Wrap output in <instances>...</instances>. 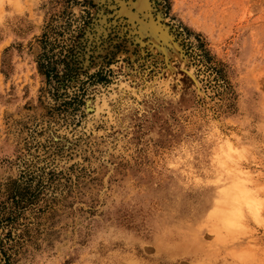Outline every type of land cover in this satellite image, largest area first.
Masks as SVG:
<instances>
[{"label": "rangeland", "instance_id": "rangeland-1", "mask_svg": "<svg viewBox=\"0 0 264 264\" xmlns=\"http://www.w3.org/2000/svg\"><path fill=\"white\" fill-rule=\"evenodd\" d=\"M0 264H264V0H0Z\"/></svg>", "mask_w": 264, "mask_h": 264}, {"label": "bare ground", "instance_id": "bare-ground-1", "mask_svg": "<svg viewBox=\"0 0 264 264\" xmlns=\"http://www.w3.org/2000/svg\"><path fill=\"white\" fill-rule=\"evenodd\" d=\"M145 5L143 4V7ZM159 37V36H158ZM169 37V36H168ZM157 38V37H156ZM170 39V37H169ZM157 44V43H156ZM176 47V46H175ZM187 72V71H186ZM189 74L191 75V72H189ZM193 77V75H192ZM194 78V77H193ZM239 184V183H238ZM236 185L235 187H232L231 189V194L229 196L230 201L227 203L229 205H227L226 207H222L221 209H224L223 211L220 210V214L222 216V218L224 219V221L229 224L230 222H232L235 219V216H237L235 211H239L238 209V205L240 204H244L248 209L253 210L255 209L254 207V203L253 201L250 199L251 197L248 195V193L246 194L244 192V186L242 185ZM247 191V190H246ZM229 193V192H228ZM227 194V192H226ZM238 206V207H237ZM257 208V207H256ZM236 220V219H235ZM234 220V221H235Z\"/></svg>", "mask_w": 264, "mask_h": 264}]
</instances>
